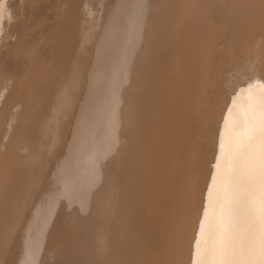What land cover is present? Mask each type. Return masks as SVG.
<instances>
[{
	"label": "bare ground",
	"instance_id": "1",
	"mask_svg": "<svg viewBox=\"0 0 264 264\" xmlns=\"http://www.w3.org/2000/svg\"><path fill=\"white\" fill-rule=\"evenodd\" d=\"M96 2L0 0V264L256 259L248 213L262 194L264 75L238 83L219 134L214 122L196 123L221 59L214 48L263 46L264 0H98L87 28L99 29L108 8L126 11L85 42L106 46L88 45L79 67L76 34H88L84 14ZM5 16L15 18L10 28ZM63 101L77 113L56 140L50 123ZM43 151L50 172L32 179Z\"/></svg>",
	"mask_w": 264,
	"mask_h": 264
},
{
	"label": "rangeland",
	"instance_id": "2",
	"mask_svg": "<svg viewBox=\"0 0 264 264\" xmlns=\"http://www.w3.org/2000/svg\"><path fill=\"white\" fill-rule=\"evenodd\" d=\"M98 5V0H97V2H96V5H94V9L92 10V11H90V12H95L96 11V13H97V9L99 8V5ZM98 7V8H97ZM120 11H122L123 12V14L125 13V11H126V8L125 7H122V6H119L118 8L117 7H114V8H108V12L107 13H109V12H112V15H109L108 17H107V19L106 20H104L101 24H100V28L99 29H96V31L94 30V28H92V29H90V28H87L88 26H89V23H92L93 24V19L95 20V16H98V13H99V10H98V13L95 15L94 13V15H91L90 14V12H87L86 11V14H84V12H83V14L84 15H87L88 14V16H86V22H85V24L87 25H84L85 26V29L87 30V32H88V34H83V36H82V28H79L78 29V32H80L79 34H76V37H77V40H78V43H79V45H83L82 47H83V49H82V51L80 52L81 54H80V58H78L79 59V61H78V66L79 67H83V65H81V64H83L84 63V61H82V58H81V55L83 56V59H84V57H85V55H87L88 54V52L87 51H89V46L91 47V44H92V46L93 47H95L96 45L98 46V48H100V47H105L106 45H105V40L104 41H101V40H98V39H95L94 41H93V43H85L86 41L87 42H92V40H93V36H96L95 34H96V32L98 33V31H100V32H102L103 31V29H114L113 27H116L117 26V24H118V20H119V13H120ZM121 12V13H122ZM123 14H121L120 16L122 17V15ZM11 17H12V19H11ZM5 16V18H3V24H5V27L6 28H10L13 24H14V21H15V18L13 17V16ZM14 18V19H13ZM116 18V19H115ZM90 19H91V21H90ZM6 21V22H5ZM6 23H9V24H6ZM88 23V24H87ZM10 25V26H9ZM118 27H120V25L118 26ZM89 29V30H88ZM80 30V31H79ZM3 33V32H2ZM95 33V34H94ZM94 34V35H93ZM262 35H264L263 33H261ZM79 36V38H78V36ZM88 36V37H87ZM91 36V37H90ZM249 36V35H248ZM65 37V36H64ZM83 37V38H82ZM67 38V35H66V37H65V39ZM80 38H82V39H80ZM83 41H84V43H83ZM89 45V46H88ZM246 45V43L244 42H242V43H237V45H236V43H235V46L236 47H234V48H230V49H228L227 47H226V45H225V49L223 48L224 47V45H222L221 43L218 45V46H216L215 48H214V52H215V54H216V56H219L221 59H224V60H219V58L218 57H216V60H215V62H214V65H213V69L211 70V75L210 76H212V77H209V80H208V82H209V84L211 83V88H210V95H208V98H210V102L208 101V100H206V101H204L203 102V104H204V106L202 105L201 106V109H199V111H198V116H199V118H198V121H199V123H198V121H197V125L196 126H198V124H199V126H202L204 123H205V125H203V126H212L213 124V122L215 123L214 125L216 126V134H219V129H220V125H221V120H222V117L223 116H221V115H223L224 114V110L226 109V101H227V99H230L231 98V94H233V92L234 91H236L237 89H238V85L239 84H241L242 82L244 83L245 82V80L247 81L248 79H251L252 77H254V76H256V75H261V77H263V75H264V69H263V67L262 68H260L262 65H264V57H262V56H264V53H263V51L262 50H264V44H261V45H263V46H260V44H257L256 42H253L252 44H250V45H254V48L252 49V46H248L247 47V45ZM258 45V46H257ZM85 46H87V47H85ZM246 47V48H244V47ZM87 48V49H85V48ZM221 48V49H220ZM216 49V50H215ZM236 49V50H235ZM244 49L246 50H248V52H247V50L246 51H244ZM261 49V50H260ZM226 50V51H225ZM253 50L256 52V53H258V54H262L261 55V57H259V59L261 60H263V61H260V60H255V61H252L253 62V64L250 62V61H248V60H250V58H254L255 57V54H254V52H253ZM261 51L262 53H259L258 51ZM85 51H86V53H85ZM217 51V52H216ZM234 51V52H233ZM253 52V53H251L250 54V52ZM218 52H219V54H218ZM241 52H244L245 54H243V53H241ZM233 55H232V54ZM225 56H223V55ZM235 54H236V56H235ZM250 54V55H249ZM242 55V56H241ZM251 55H254V56H251ZM97 56H99L100 58L102 57H104V53L103 52H99L98 53V55ZM221 56H223V57H221ZM228 56H230L229 58H228ZM238 56H240V57H238ZM243 56L245 57V58H243ZM248 56H250V57H248ZM243 59H242V58ZM226 58V59H225ZM244 60L245 62H241L242 60ZM230 59H232V61H230ZM234 59V60H233ZM237 59H239L238 61H237ZM218 60V61H217ZM241 60V61H240ZM82 61V62H81ZM222 63H224V64H222ZM224 61V62H223ZM227 61V62H226ZM263 62V63H262ZM217 65H216V64ZM239 63V64H238ZM242 63V64H241ZM246 63V64H245ZM256 63V66H253L254 64ZM94 64V63H93ZM229 64H231V65H229ZM241 64V65H240ZM245 64V65H244ZM222 65V66H221ZM230 67H228V66ZM235 65V66H234ZM237 65H239V66H237ZM222 68H221V67ZM224 66V67H223ZM243 67V69H244V71H240V70H242V67ZM246 66H248V67H246ZM250 66V67H249ZM258 66H260V67H258ZM216 67V68H215ZM241 67V68H240ZM257 67L259 68V69H257ZM226 68V69H225ZM225 69V70H224ZM230 69V70H229ZM231 69H233V70H231ZM237 69H239V70H237ZM255 69V70H254ZM219 70V71H218ZM221 70V71H220ZM239 71V72H237V71ZM246 70V71H245ZM247 70H250V71H247ZM257 70V71H256ZM213 71V72H212ZM216 71V72H215ZM223 71V72H222ZM232 71V72H231ZM253 71H256V73H254ZM262 71V72H261ZM220 72L222 73V74H220ZM249 72V73H248ZM260 72H261V74H260ZM216 73V74H215ZM228 73V74H227ZM232 73V74H231ZM237 73H239V74H237ZM213 74H215V75H213ZM218 74V75H217ZM242 74H243V76H242ZM246 74V76H244ZM98 74H97V72L96 73H94L92 76H94V78H96V76H97ZM235 77H234V76ZM238 75V76H237ZM219 76H221V77H219ZM224 76V77H223ZM230 76H231V78H230ZM214 77V78H213ZM232 77H233V79H232ZM246 79H245V78ZM249 77V78H248ZM218 78V79H217ZM229 78V79H228ZM243 78V79H242ZM248 78V79H247ZM220 79V80H219ZM240 79V80H239ZM216 80L217 82H214V81ZM236 80V81H235ZM219 81H220V84H223V86L222 85H220L219 84ZM229 81V82H228ZM239 83V84H238ZM84 84H85V81H84ZM216 84V85H215ZM219 84V85H218ZM226 84V85H225ZM97 85V87H104L105 85H106V83H102V84H96ZM95 85V86H96ZM99 85V86H98ZM210 86V85H209ZM218 86H220V87H218ZM228 87V88H227ZM235 87H237V88H235ZM223 89L222 91H219V90H221V89ZM211 89H213V90H211ZM216 89H218V90H215ZM219 91V92H218ZM228 91V92H227ZM231 91V92H230ZM217 92V94H215ZM213 93V94H212ZM221 93H222V95H221ZM227 93V94H226ZM221 96H220V95ZM224 94H226V95H224ZM218 96H219V98H218ZM225 96V97H224ZM212 97H214V99H212ZM224 97V98H223ZM228 97V98H227ZM207 97H206V99H208ZM216 98V99H215ZM221 98V99H220ZM218 99V100H217ZM226 99V100H225ZM73 100V99H72ZM71 100V101H72ZM224 101V102H223ZM229 101V100H228ZM227 101V102H228ZM212 102V103H211ZM222 102V103H221ZM76 104V103H75ZM75 104L73 103V105L72 104H67L66 102H64L63 101V103L60 105V107H57L55 110H54V116H53V119H52V121H51V123H50V126H54L55 127V130H54V132L52 131V134H53V136H54V138L56 139V140H59L60 139V137H61V132L62 131H66V130H72V128L74 127L73 126V121H74V118H75V115H76V111H77V109H76V107H75ZM207 104V105H206ZM211 104V105H210ZM212 104H213V107H212ZM216 104V105H215ZM209 106V107H206V106ZM215 105V106H214ZM218 106H222V107H220V109L221 110H219V121H216L215 122V119H214V114H213V110H216L217 109V107ZM225 106V107H224ZM211 107V108H210ZM216 107V108H215ZM68 108V109H67ZM203 108H205V109H203ZM214 108V109H213ZM58 109H60V110H58ZM66 109L68 110V111H66ZM70 109V110H69ZM201 110H202V112H201ZM63 111V112H62ZM204 111V112H203ZM60 112H62V113H60ZM74 112V113H73ZM76 112V113H75ZM222 112V113H221ZM67 113V114H66ZM221 113V114H220ZM66 114V115H65ZM203 115L202 117L203 118H201V116L200 115ZM208 114V115H207ZM210 114V115H209ZM207 115V117H205ZM214 117H213V116ZM209 116H211V117H209ZM209 117V118H208ZM59 118L61 119V120H59ZM221 119V120H220ZM58 120V121H57ZM72 120V121H71ZM201 120V121H200ZM203 120V121H202ZM206 120L208 121V122H206ZM61 121V122H60ZM209 121H210V123H209ZM212 121V122H211ZM218 123H220L219 125H218ZM218 125V126H217ZM219 127V128H218ZM217 128H218V130H217ZM61 129H62V131H61ZM196 131H198V130H196ZM200 132V131H199ZM195 132L194 133V135H192L194 138L196 137V141L197 142H199L200 141V137L201 136H199L200 134L202 135V133L200 132ZM196 133H197V135H196ZM59 136V137H58ZM203 136V135H202ZM218 136V135H217ZM71 137V136H70ZM198 137V138H197ZM194 138H192L191 137V139L189 140V141H193L192 143H194ZM197 139H199V140H197ZM195 141V143H197ZM215 144L217 145V139H216V142H215ZM53 150H54V152H53V150H52V154H56V152L58 153V152H60L59 151V147H58V145H56V146H54L53 148H52ZM213 150H214V152L216 151V146L214 145V148H213ZM194 152L196 153H200L201 151H200V148L199 147H196L195 148V150H194ZM52 154L50 155V157L52 156ZM46 155V156H45ZM45 156V157H44ZM49 158V154L47 153V151H43V154H42V157L41 158H39L38 159V161H37V165L35 164V166H33L32 168H31V170H30V172L33 174L32 175V179H35V178H37L39 175H41L42 173L41 172H43L44 174H49V172H50V163H49V160H47V158ZM48 161V162H47ZM46 164V165H45ZM48 164V165H47ZM209 165H208V170H209V168H210V166L212 165V162L210 161L209 163H208ZM48 166V167H47ZM43 167H44V169H45V167H46V170H44L43 169ZM37 168V169H36ZM35 169V170H34ZM44 170V171H43ZM38 172V173H37ZM190 172H191V170H190ZM191 174V173H190ZM208 175H209V173H208ZM190 178H191V175L190 176H188L187 177V183L188 182H190ZM43 183H41V184H38V185H36L35 186V184H33L32 186H29L28 187V189H27V191L29 190V192H28V196L29 197H33L32 196V194H34L35 193V191H33L34 189L37 191L38 189L40 190L41 189V187L43 186L42 185ZM190 185V184H189ZM33 187H34V189H33ZM35 187H37V188H35ZM31 191V192H30ZM34 192V193H33ZM32 193V194H31ZM30 194V195H29ZM204 198V196H201L200 197V201L202 200V199ZM63 213H65V209L64 210H62L61 212H60V216H62L63 215Z\"/></svg>",
	"mask_w": 264,
	"mask_h": 264
},
{
	"label": "snow or ice",
	"instance_id": "3",
	"mask_svg": "<svg viewBox=\"0 0 264 264\" xmlns=\"http://www.w3.org/2000/svg\"><path fill=\"white\" fill-rule=\"evenodd\" d=\"M261 136L264 137V128L261 129ZM261 190L262 194L258 202L254 201V207L249 210V224L254 240L258 242V255L256 259L249 262L233 261L221 264H264V142L261 147L260 159Z\"/></svg>",
	"mask_w": 264,
	"mask_h": 264
}]
</instances>
